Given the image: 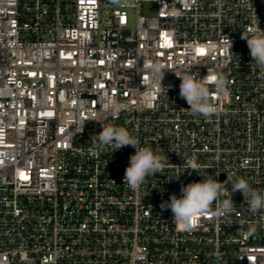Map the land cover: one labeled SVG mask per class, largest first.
Segmentation results:
<instances>
[{"label": "built area", "instance_id": "2783aa9c", "mask_svg": "<svg viewBox=\"0 0 264 264\" xmlns=\"http://www.w3.org/2000/svg\"><path fill=\"white\" fill-rule=\"evenodd\" d=\"M256 17L264 30V0H0V264H264V211L241 192L227 218L191 228L160 207L205 171L264 190V78L240 38ZM144 59L167 66V93L142 84ZM208 68L228 92L193 116L173 71ZM105 93L126 105L117 117L99 110ZM96 120L164 155L165 174L128 188L135 149H96Z\"/></svg>", "mask_w": 264, "mask_h": 264}, {"label": "clouds", "instance_id": "9594fccd", "mask_svg": "<svg viewBox=\"0 0 264 264\" xmlns=\"http://www.w3.org/2000/svg\"><path fill=\"white\" fill-rule=\"evenodd\" d=\"M113 2L123 4L126 0H113ZM258 23L256 17L253 26L244 28L240 38L246 41L249 49L250 66L258 69L259 76L264 78V30L258 27ZM226 43L232 48L229 38ZM143 69L142 84L146 86L147 91L149 93H167V90L162 87L165 72L168 70L167 66L159 60L144 59ZM173 72L181 81L179 96L189 105V108L185 109L189 114L210 118L218 112L217 106L213 103V94H227L228 92V79L222 71L208 68L207 75L202 79L197 78L198 72ZM99 103L101 105L99 110L110 112L113 117H117L121 110L126 108L124 103L109 97L107 93ZM96 121L102 127V130L95 135L94 147L96 149L99 151L110 149L111 154L127 146L135 149V153L129 157V164L123 176V182L128 188L138 193L148 176H154L157 173L162 176L165 174V166L169 160L164 155L154 151L151 146H139L138 139L127 128L114 123H105L102 120ZM184 163L188 174L191 172L200 173L201 166L196 162L195 157L186 159ZM219 172L217 170L214 175H209L207 171L198 174L202 177L200 181L190 182L187 185L182 184L180 196L172 193L168 201L161 203L162 210H171L174 224L177 227L191 228L194 219L198 216L211 215L217 219L227 218L236 208L233 194L238 191L242 193L244 203L248 204L250 213L255 215L264 211V190L254 189L243 177L234 178L235 174L227 173V179L220 182L217 179ZM179 177L175 179H179ZM111 182L115 184V181ZM229 184H231L230 190ZM148 193L146 192L144 196ZM214 205L215 208H213Z\"/></svg>", "mask_w": 264, "mask_h": 264}, {"label": "rangeland", "instance_id": "374dc122", "mask_svg": "<svg viewBox=\"0 0 264 264\" xmlns=\"http://www.w3.org/2000/svg\"><path fill=\"white\" fill-rule=\"evenodd\" d=\"M154 12V7L151 5H143L142 6V14L145 16H150ZM129 19H130V27H135L136 25V19H137V14L134 11L129 12Z\"/></svg>", "mask_w": 264, "mask_h": 264}]
</instances>
